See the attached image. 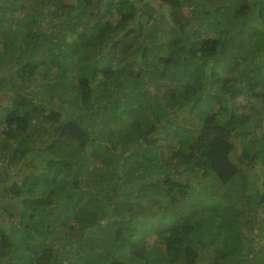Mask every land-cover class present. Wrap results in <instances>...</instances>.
<instances>
[{
  "label": "trees",
  "instance_id": "obj_1",
  "mask_svg": "<svg viewBox=\"0 0 264 264\" xmlns=\"http://www.w3.org/2000/svg\"><path fill=\"white\" fill-rule=\"evenodd\" d=\"M0 167V264H264V0H0Z\"/></svg>",
  "mask_w": 264,
  "mask_h": 264
},
{
  "label": "rangeland",
  "instance_id": "obj_2",
  "mask_svg": "<svg viewBox=\"0 0 264 264\" xmlns=\"http://www.w3.org/2000/svg\"><path fill=\"white\" fill-rule=\"evenodd\" d=\"M186 123V122H185ZM187 124V123H186ZM162 144L164 143V142H161ZM0 170H1V167H0ZM63 264H68L66 261L63 263Z\"/></svg>",
  "mask_w": 264,
  "mask_h": 264
}]
</instances>
